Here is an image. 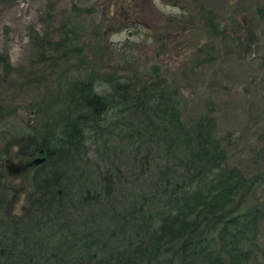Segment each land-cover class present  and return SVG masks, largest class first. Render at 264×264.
<instances>
[{"label":"trees","instance_id":"1","mask_svg":"<svg viewBox=\"0 0 264 264\" xmlns=\"http://www.w3.org/2000/svg\"><path fill=\"white\" fill-rule=\"evenodd\" d=\"M52 12L48 4L42 33L30 32L33 57L10 100L13 67L0 52V264H264V171L228 164L210 111L184 121L158 65L144 75L108 70L107 48L75 19L53 41ZM27 88L37 92L30 120L13 103ZM113 137L132 144L139 173L129 186L119 165L95 173L89 157L94 145L99 157L114 153ZM13 149L32 162L21 215L4 172Z\"/></svg>","mask_w":264,"mask_h":264},{"label":"rangeland","instance_id":"2","mask_svg":"<svg viewBox=\"0 0 264 264\" xmlns=\"http://www.w3.org/2000/svg\"><path fill=\"white\" fill-rule=\"evenodd\" d=\"M48 4L53 5V41L75 19L90 41L98 38L107 48L101 59L108 70L144 75L143 67L158 65L178 91L182 119L189 122L210 111L228 164L247 176L256 166L264 171V0H0V52L13 67L6 100L25 79L33 57L30 32L42 33ZM75 7L94 11L76 14ZM27 89L13 100L24 120L32 119L30 105L37 97ZM113 138L114 153L109 149L99 157L94 145L89 157L95 173L112 161L119 165L121 185L129 186L139 173L129 162L132 144ZM15 150L5 156L4 172L19 193L12 212L21 215L28 205L32 162L16 157ZM256 197L264 202V177ZM258 243L264 248V221Z\"/></svg>","mask_w":264,"mask_h":264}]
</instances>
